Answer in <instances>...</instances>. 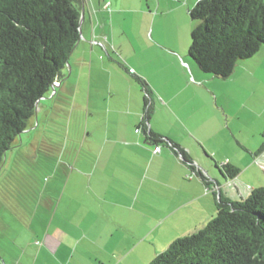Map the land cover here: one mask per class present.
Segmentation results:
<instances>
[{
	"label": "crops",
	"instance_id": "crops-1",
	"mask_svg": "<svg viewBox=\"0 0 264 264\" xmlns=\"http://www.w3.org/2000/svg\"><path fill=\"white\" fill-rule=\"evenodd\" d=\"M196 2L83 0L80 39L46 94L67 100L75 145L36 204L42 232L15 264L25 255L28 264H148L205 225L219 197L264 186V45L228 77L203 72L188 54ZM147 130L177 143L206 179L165 143L154 152Z\"/></svg>",
	"mask_w": 264,
	"mask_h": 264
},
{
	"label": "trees",
	"instance_id": "trees-1",
	"mask_svg": "<svg viewBox=\"0 0 264 264\" xmlns=\"http://www.w3.org/2000/svg\"><path fill=\"white\" fill-rule=\"evenodd\" d=\"M83 0H0V165L28 128L36 101L51 91L80 39ZM188 54L203 72L228 77L238 60L264 45V0H197ZM147 94L148 89L141 81ZM150 106L146 104L144 119ZM165 143L194 170L185 151ZM228 176L237 168L221 165ZM215 215L196 231L177 237L148 264H264V186L239 200L219 197Z\"/></svg>",
	"mask_w": 264,
	"mask_h": 264
},
{
	"label": "rangeland",
	"instance_id": "rangeland-1",
	"mask_svg": "<svg viewBox=\"0 0 264 264\" xmlns=\"http://www.w3.org/2000/svg\"><path fill=\"white\" fill-rule=\"evenodd\" d=\"M188 36L190 39V32ZM60 98H42L41 104L47 106L35 113L39 124L18 135L4 153L0 165V264H15L19 246L34 239L33 231L42 232L44 210L36 204L45 197V184L60 180L67 151L75 145L77 126L73 121L68 125L69 109L61 104L66 106L67 100ZM34 135L40 140H34ZM25 256L21 263L28 264Z\"/></svg>",
	"mask_w": 264,
	"mask_h": 264
},
{
	"label": "water",
	"instance_id": "water-1",
	"mask_svg": "<svg viewBox=\"0 0 264 264\" xmlns=\"http://www.w3.org/2000/svg\"><path fill=\"white\" fill-rule=\"evenodd\" d=\"M82 17H83V12H81V16H80L79 30H80V23H81V21H82ZM67 66H68V64H67ZM57 86H58V84H52V86H51V90H52L51 94H53V93L56 91ZM45 97H46V96L40 97V98L36 101V104H35V111H34V112H36V109H37V106H38L39 101H40L42 98H45ZM25 130H26V129H25ZM25 130H23V131H25ZM23 131H22V132H23ZM22 132H20L18 135H20Z\"/></svg>",
	"mask_w": 264,
	"mask_h": 264
},
{
	"label": "built area",
	"instance_id": "built-area-1",
	"mask_svg": "<svg viewBox=\"0 0 264 264\" xmlns=\"http://www.w3.org/2000/svg\"><path fill=\"white\" fill-rule=\"evenodd\" d=\"M128 70H129V72H133L132 68H129ZM53 84H59V81H55ZM159 150H160V146L159 145L154 146V148H153L154 152H158ZM226 163H227V161H223L222 162L223 165L226 164Z\"/></svg>",
	"mask_w": 264,
	"mask_h": 264
}]
</instances>
